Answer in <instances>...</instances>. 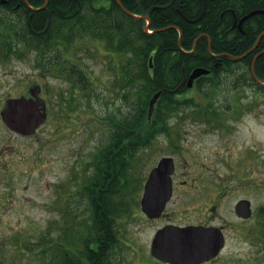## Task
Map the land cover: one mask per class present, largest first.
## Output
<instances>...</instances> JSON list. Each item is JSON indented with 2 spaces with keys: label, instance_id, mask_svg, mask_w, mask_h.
<instances>
[{
  "label": "rangeland",
  "instance_id": "374dc122",
  "mask_svg": "<svg viewBox=\"0 0 264 264\" xmlns=\"http://www.w3.org/2000/svg\"><path fill=\"white\" fill-rule=\"evenodd\" d=\"M5 39L0 33V43ZM12 47L5 52L0 46V101L38 85L47 118L29 136L8 134L0 122V136L8 144L0 161V264H53L58 252L78 250L81 235L76 233L90 226L85 188L106 181L98 175L107 169L108 150H113L108 147L127 116L123 94L129 88L121 84L127 55L79 33L71 45H58L55 51L25 48L13 40ZM220 75L214 87L195 85L184 92L215 109L212 116H199L196 104L181 105L152 147L131 148L128 159L113 164L118 177L112 190L118 193L114 186L124 176L125 184L113 198L124 206L113 210L118 242L109 264H151L150 240L165 220L225 225V246L210 264H264V217L259 214L264 207V92L251 86L226 88L227 74ZM202 89L211 90L205 94ZM172 142L184 155L181 169L190 177L202 173L204 184L193 194L174 195L161 219H148L139 205L144 173L161 154L171 153ZM218 186L223 191L219 198ZM241 198L252 208L245 222L232 212ZM215 200L219 206L209 211Z\"/></svg>",
  "mask_w": 264,
  "mask_h": 264
},
{
  "label": "trees",
  "instance_id": "16d2710c",
  "mask_svg": "<svg viewBox=\"0 0 264 264\" xmlns=\"http://www.w3.org/2000/svg\"><path fill=\"white\" fill-rule=\"evenodd\" d=\"M26 1L32 7H40L45 2ZM119 1L126 10L146 15L149 18V28L155 31L145 32L142 27L144 20L128 15L120 9L115 0H47L46 5L37 10H31L25 0H7L3 9L0 4V33H4L6 38L1 44L8 45L6 52L15 49L12 47V40L14 43L18 41L20 45L36 47L40 51H44L47 46L55 51L58 45H71L79 33L80 37L101 40L110 51L121 56L127 55L126 58L124 56L126 63L121 67V84L122 88H129L128 92L123 94L128 110L127 116L125 114L124 119L117 125L119 133L116 140L127 134L130 146L135 150L141 145L144 125L167 124L166 119L181 105L196 104L194 111L203 117L208 112H211L210 116L216 112L207 105L195 103L192 97L178 96L177 94L186 90L184 86L176 92L168 90L178 86L183 71L188 74L198 66L208 68L210 72L199 77L195 85L200 88L216 86L222 70L221 67L214 66L217 61L214 54L227 50L234 55H240L250 48L256 34L264 30V14L258 13L246 22L245 29H251L253 33H247L241 42L234 44L230 43L232 37H229V41L222 40L223 30L231 26L232 12L239 16L254 9L264 10V0H205L203 15L197 22H187L176 9L179 8L187 18H195L200 13L201 0H173L168 6L165 5L171 0ZM8 12H14L18 16L15 27L7 24L13 20L2 15ZM169 25L175 28L160 30ZM177 28L181 31L180 47ZM200 32L209 36L211 53L208 52V40L204 36L197 39L193 52H185L184 50L192 48L194 38ZM258 47H264V36L260 39ZM251 55L247 54L236 61L221 57L224 62L223 71L227 74L223 81L226 88L242 89L251 86L264 92V86L256 83L250 71ZM254 74L264 81V53L254 61ZM86 77L84 73L83 78ZM86 84L87 81L84 82V85ZM157 90H160V96L153 117L148 122L145 117L148 100ZM210 90L203 92L209 94ZM198 109H207V112L201 114L197 112ZM106 162L107 169L98 175L101 179L110 173L109 168L115 164L112 159H107ZM117 165L119 166L118 163ZM91 185L85 188V197L90 200L91 223L86 230L80 229L76 233L81 235L80 247L76 252H58L53 264L110 262V255L118 242L113 222V210H117V205L114 208L111 205L112 187L107 188L105 184L95 181H92ZM259 214L264 217V207Z\"/></svg>",
  "mask_w": 264,
  "mask_h": 264
},
{
  "label": "water",
  "instance_id": "95a60500",
  "mask_svg": "<svg viewBox=\"0 0 264 264\" xmlns=\"http://www.w3.org/2000/svg\"><path fill=\"white\" fill-rule=\"evenodd\" d=\"M116 2L123 9L119 0H116ZM46 3L47 0L41 8L44 7ZM203 11L204 0H202L201 12L196 18L190 19L185 17L183 14L182 16L188 22H196L201 18ZM126 12L136 18L142 17L132 14L127 10ZM255 13H264V11L253 10L243 16L241 21ZM146 29L147 25L144 26L145 31ZM180 37L181 33L179 32L178 40H180ZM194 46L195 42L193 43V49ZM208 49L210 51V46ZM247 52L243 55L235 56L233 59H239ZM208 72L209 70L202 67L194 68L189 74L186 85L190 87L194 78ZM251 72L253 73V62L251 64ZM254 78L259 85L264 86V82L260 81L255 76ZM32 94L34 98L21 96L6 100L5 107L1 113L5 123L11 129L18 131L21 134L33 133L36 127H38L46 117L44 101L38 97L37 94ZM159 96L160 90L155 91L150 96L146 114L147 121L151 120ZM172 171L173 163L170 158L161 159L158 165L150 171L149 178L140 201L142 211L150 218L158 217L161 214L166 201L171 195V181L169 175ZM236 213L238 215H242L243 217H248L250 215L248 201L240 200L236 205ZM222 245L223 236L219 228L192 225L186 227L166 225L158 229L155 233L151 242L150 251L156 257L168 260L171 263L189 264L197 261L194 259H197L198 257L209 258L214 256Z\"/></svg>",
  "mask_w": 264,
  "mask_h": 264
},
{
  "label": "flooded vegetation",
  "instance_id": "af4514ba",
  "mask_svg": "<svg viewBox=\"0 0 264 264\" xmlns=\"http://www.w3.org/2000/svg\"><path fill=\"white\" fill-rule=\"evenodd\" d=\"M0 4H2L1 9H3L4 8L3 5L6 4V3L5 2H1ZM15 7H17V5ZM201 8H202V0H201ZM201 8H200V12H201ZM204 9H205V0H204ZM254 10H256V9H254ZM251 11H253V10H251ZM249 12H247V13H249ZM247 13H244V14H241V15L237 16V15H235L232 12L231 26L229 28L223 30V32H222V40L229 41V37H232L233 39L230 41V43L234 44L235 42H241L245 38L247 33H253V32H251V29H247V30L245 29L246 22L252 15L241 21L242 17L245 16ZM2 15H6V16H11L12 17L13 21L12 22H7V24L13 23V25H15V21H16V24H17V17L18 16H17L16 13H14V12L9 13L8 12V13L2 14ZM30 17H31V14L28 15V19L29 20H30ZM200 36H204V37L207 38V40H208V48H209V46H210V38H209V36L206 33H204V32H200L198 34V36H196L194 39H196V38L198 39ZM263 36H264V30L259 32L258 34H256L255 39H254V41L251 44L249 49H251L253 46L254 47L250 51H248L249 49L245 51V52H247V51L248 52L244 56H246L247 54H250V53L252 54L251 55L250 66H251L252 62H253V65H254V61L256 60V58L260 54L264 53V51H263L264 47L261 48V49L258 47L259 41H260V39ZM197 39H196V41H197ZM0 46L4 47V49L6 48V45H0ZM22 46H24V45H22ZM24 47L28 48L27 46H24ZM255 48H258V50H256ZM208 52H209V50H208ZM245 52H243L240 55H243ZM209 53H211V52H209ZM214 55L216 56V60H217L214 63V66L215 67H221L220 69L222 71L224 70L222 68L223 63H224L221 60L222 56L225 57V59H230L231 61H236V60H233V57L239 56V55H234L232 52H229L227 50H221L220 52H217ZM244 56H242L241 58H243ZM241 58H239L237 60H240ZM189 74H190V72L188 74H186L184 71L182 72L181 81H182L183 85H186V82H187ZM198 81H199V77L194 79L193 84L197 83ZM254 90H256V89H254ZM31 93H34V94L37 93V87L35 85L28 86L26 91L23 94L19 95V96L24 95V96L29 97ZM19 96H17V97H19ZM8 98H10V97L5 98L4 100L2 98L1 101H0V122L3 125H4V122H3V119L1 117V113H2V111L4 109L5 101ZM69 100L70 99L67 100L68 104H70ZM5 127H6V130L8 131L7 132L8 134H13L14 133V134L19 135L18 133H16L15 131L11 130L7 126H5ZM167 127H168V125H163V124H161V125L160 124H156V125L143 126L142 127V134H141V145L144 148L143 150L146 151L149 147H152L151 144L155 140V135L158 134V133L167 132L168 131ZM126 136H127V134L121 135L118 140L111 141L110 145L108 147V148H113V150L110 149L108 151L111 152L112 155L114 154L113 158H115L117 160L125 159L127 157V155H126L127 152H129L128 149H126L128 147V145H129V141H128ZM170 144H171L170 146H172L171 153H163V154H161L156 159L155 165L158 163V161L161 158H170L172 160L173 172L170 175V181H171V187H172V197H171V199H172L173 196L178 194V193H184L185 194V192H187V191L189 192L190 191L193 194V191L194 192L198 191L199 187L202 186L204 184V182L200 181V177L203 176L202 173H196L195 177L194 176L190 177V175H192V174H190L188 172H185V171H183L181 169V166H180L181 165V161L184 160V158L182 157L183 153H182V151H180L178 149L177 146L174 145V142H172ZM4 145H5L6 149L8 150V144L6 142L4 144L3 138H2V136H0V161L2 160V154H3V151H4ZM129 149H130V147H129ZM150 169H149V171H150ZM0 171H2V170H0ZM149 171L145 172V174H144L145 176H144V179L142 181V185H141V189H140L141 193H143L144 190H145V186H146L147 181H148ZM106 178H107V185H108L107 188H111V184H112V181L114 180V177L110 173H108ZM194 181L195 182L197 181V183H195ZM211 187H212V184H211ZM218 187L219 188H217V187L216 188H217V193H218V198H219V197L222 196L223 191H222L221 186H218ZM208 191H209V188H207L203 192L208 193ZM170 200L167 202V205L170 203ZM192 203H194V201H192ZM167 205H166V208H167ZM208 206H209V209H210L209 211H211L212 209H216L219 206V201L215 200L214 202L208 204ZM166 208H165V210H166ZM232 209H234V206H233ZM165 210L163 211V213H162V215L160 217L154 218L152 220L161 219L162 217H164L165 213H166ZM252 215L253 214L251 213V216L248 217V218H245V219L238 218V217L237 218L239 220H241L242 222H245L246 220H249L252 217ZM166 224H173V225H178V226L194 225V226H203V227L217 226V227H220L222 229V232L225 235V232H224L225 231V225H223V224H214V223H212L209 220H207L205 222H202V221H198V222H175V221H172V220H165L164 223H162L161 225H159L156 228V230L159 229L160 227L166 225ZM257 245L259 246V244H257ZM218 255H216L215 257L209 258V259H204V260H202L200 257H198L197 259H194V260H200V261L197 262V263H193V264H210V263H213L215 261V259H217ZM151 257H152V260L149 259L150 262L152 261L151 264H173V263H171L169 261H165V260H163V259H161L159 257H155V256L154 257L151 256Z\"/></svg>",
  "mask_w": 264,
  "mask_h": 264
},
{
  "label": "bare ground",
  "instance_id": "6f19581e",
  "mask_svg": "<svg viewBox=\"0 0 264 264\" xmlns=\"http://www.w3.org/2000/svg\"><path fill=\"white\" fill-rule=\"evenodd\" d=\"M173 0H171V2H172ZM171 2H169V3H167L165 6H168V5H170L171 4ZM178 10V12H179V14L182 16V12L179 10V8L177 9ZM184 15V14H183ZM185 16V15H184ZM183 17V16H182ZM186 17V16H185ZM184 18V17H183ZM190 19H192V18H190ZM187 21V20H186ZM168 28H171V27H173V25H169V26H167ZM175 28V27H174Z\"/></svg>",
  "mask_w": 264,
  "mask_h": 264
}]
</instances>
